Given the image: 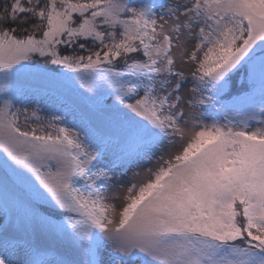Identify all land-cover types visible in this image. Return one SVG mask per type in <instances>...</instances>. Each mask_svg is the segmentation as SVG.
Listing matches in <instances>:
<instances>
[{
    "label": "snow or ice",
    "instance_id": "1",
    "mask_svg": "<svg viewBox=\"0 0 264 264\" xmlns=\"http://www.w3.org/2000/svg\"><path fill=\"white\" fill-rule=\"evenodd\" d=\"M0 91V264H264V0H0Z\"/></svg>",
    "mask_w": 264,
    "mask_h": 264
},
{
    "label": "trees",
    "instance_id": "2",
    "mask_svg": "<svg viewBox=\"0 0 264 264\" xmlns=\"http://www.w3.org/2000/svg\"><path fill=\"white\" fill-rule=\"evenodd\" d=\"M53 68H56V66H49L48 70L51 71L53 70ZM238 78L239 76L236 78L237 84L230 86L229 94L237 93L240 89L246 88V81L243 79V77L240 76L241 80H238ZM24 97L28 99V103H31V101L36 100V102H34V110L37 111L38 117L41 118L40 120L29 119L27 121V124L29 127L37 123H45L53 116H67L69 126H71L73 121L76 120L75 113L77 112L72 114L70 111H66V108H69L70 104H59L56 100H53L50 97H44L41 95L40 96H30L29 94H26L24 95ZM17 105L21 109L23 108L22 104H17Z\"/></svg>",
    "mask_w": 264,
    "mask_h": 264
},
{
    "label": "rangeland",
    "instance_id": "3",
    "mask_svg": "<svg viewBox=\"0 0 264 264\" xmlns=\"http://www.w3.org/2000/svg\"><path fill=\"white\" fill-rule=\"evenodd\" d=\"M184 67H185V73L189 77V84L185 85V88H188V87L191 86V76H190L191 65H185ZM241 75H242V72L237 73L233 77L231 85H236L237 84L236 78L239 76L238 80H241V78H240ZM27 94H29L30 96H40L41 95V96H44V97H50L53 100H56V101H59V102L60 101H62V102L65 101L67 104H71L73 107H75V105L78 103L77 98H76V96L73 93H68V92L63 91V90H41L39 92H28ZM15 96H16V98L13 100V103L16 105V108H20L17 104H22L23 108H27L29 110L28 114H29V116H31V112L34 110V102H36V100L31 101V103H28V99H26L24 97V95L21 96L19 93H16ZM4 98H6V97L4 96L3 91H0V99H4ZM31 104H33V105H31ZM76 112L77 113H75V117H76L75 122L77 124H79L80 123L79 111L77 110ZM23 120H24V115L22 113L21 117H20L21 125H23L25 123ZM32 120H36V119H32ZM0 156H2V152H0ZM128 176L131 177V173L130 172L128 173ZM122 195H123V193H121V196ZM44 207H47V205H45ZM15 211L16 210L13 209V214L15 213ZM3 220H4V212H3L2 206H0V222H3Z\"/></svg>",
    "mask_w": 264,
    "mask_h": 264
},
{
    "label": "bare ground",
    "instance_id": "4",
    "mask_svg": "<svg viewBox=\"0 0 264 264\" xmlns=\"http://www.w3.org/2000/svg\"><path fill=\"white\" fill-rule=\"evenodd\" d=\"M243 73V72H242Z\"/></svg>",
    "mask_w": 264,
    "mask_h": 264
}]
</instances>
